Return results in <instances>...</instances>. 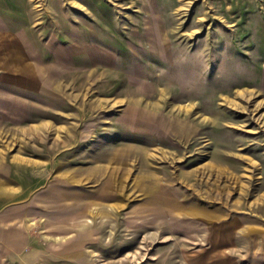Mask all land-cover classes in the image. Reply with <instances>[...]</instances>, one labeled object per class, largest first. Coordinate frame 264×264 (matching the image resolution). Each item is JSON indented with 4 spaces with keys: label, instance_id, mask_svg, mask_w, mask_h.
I'll return each instance as SVG.
<instances>
[{
    "label": "rangeland",
    "instance_id": "374dc122",
    "mask_svg": "<svg viewBox=\"0 0 264 264\" xmlns=\"http://www.w3.org/2000/svg\"><path fill=\"white\" fill-rule=\"evenodd\" d=\"M0 264H264V0H0Z\"/></svg>",
    "mask_w": 264,
    "mask_h": 264
},
{
    "label": "crops",
    "instance_id": "0c3cea01",
    "mask_svg": "<svg viewBox=\"0 0 264 264\" xmlns=\"http://www.w3.org/2000/svg\"><path fill=\"white\" fill-rule=\"evenodd\" d=\"M3 192H0V200H2L3 199ZM10 241H9V243H7V241H0V249H7V248H12V249H16V246L17 245H19V247L20 246H22L23 244H22V241H13V240H11V239H9Z\"/></svg>",
    "mask_w": 264,
    "mask_h": 264
}]
</instances>
